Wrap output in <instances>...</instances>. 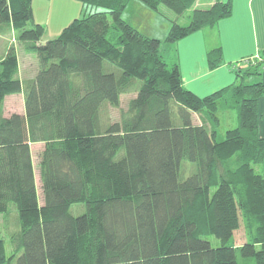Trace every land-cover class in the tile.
Masks as SVG:
<instances>
[{"label": "trees", "instance_id": "16d2710c", "mask_svg": "<svg viewBox=\"0 0 264 264\" xmlns=\"http://www.w3.org/2000/svg\"><path fill=\"white\" fill-rule=\"evenodd\" d=\"M77 1L82 14L44 42L32 0H0V35L17 32L39 61L24 81L14 46L0 61V109L22 93L25 109L0 112V214L14 204L20 224L0 264H238V251L264 264V50L239 65L232 85L200 97L184 86L179 64L168 63L161 40L123 19L132 0ZM140 1L177 17L191 11L188 25L172 22L168 43L232 12L223 0ZM209 63L222 64L221 49L209 52ZM127 94L135 95L120 108ZM105 105L119 109L113 122H102ZM221 109L237 110L238 127L218 140ZM38 143L42 204L31 149ZM184 161L195 164L186 179ZM75 204L86 211L72 214ZM241 220L247 241L237 247Z\"/></svg>", "mask_w": 264, "mask_h": 264}, {"label": "crops", "instance_id": "0c3cea01", "mask_svg": "<svg viewBox=\"0 0 264 264\" xmlns=\"http://www.w3.org/2000/svg\"><path fill=\"white\" fill-rule=\"evenodd\" d=\"M40 1L48 3V13H44L47 15L43 19V15L41 19H38L34 12L35 19L39 24L48 23L53 25L54 23H60L59 33L82 14L83 8L80 2L60 0V6L66 8L64 14L69 17H66L63 22H59L58 17L56 20H54V17L51 19L50 13L51 11L54 12V0H33L32 3L35 6ZM223 1L231 3L232 12L228 17L220 20L217 25L196 31L171 46L175 47L174 63L179 64L184 86L200 97L210 95L232 85L236 81V71L239 65H245L248 59L253 61L264 50V0ZM211 3V0H201L199 7H206ZM1 36L3 35H0V39H2ZM217 48L221 49L222 52V64L212 69L209 63V52ZM2 56L1 60L5 57L4 54ZM20 66L21 62L19 60V68ZM36 71L37 69L26 79L32 78ZM19 78L21 81L26 80L21 78L20 70ZM262 79L264 82V68ZM16 95L20 94L7 96L4 103L7 102L9 97ZM22 100V110L14 113H24V96ZM259 112L261 115L260 135L264 137V97L259 101Z\"/></svg>", "mask_w": 264, "mask_h": 264}, {"label": "rangeland", "instance_id": "374dc122", "mask_svg": "<svg viewBox=\"0 0 264 264\" xmlns=\"http://www.w3.org/2000/svg\"><path fill=\"white\" fill-rule=\"evenodd\" d=\"M77 1V0H76ZM75 1V2H76ZM33 2V0H32ZM79 2V1H78ZM47 4V5H46ZM54 12L51 11V19L53 17H58L59 22H63L66 20V17L69 16L64 14L66 8H62L60 6V0H54ZM199 5H201V0H199ZM59 7V8H57ZM33 12L36 13L37 18L41 19V16L43 15L42 19L45 15L44 13H48V3H44L43 1H40L39 4H35V6L32 3ZM91 9L88 10V13L90 12H97V11H103L102 8H96V7H90ZM85 13V11H84ZM191 14V11L187 12L182 17H177V15L168 7L161 5L158 10L151 9L150 7L146 6L143 2L140 0H132L126 9L123 11L122 17L123 19L128 22L131 26H133L135 29L140 31L142 34H144L147 37L155 38L161 40V50L164 53L166 60L171 65L174 63V55H176L175 47H171L173 43L166 42V37L168 36L172 22L177 21L181 25H188L190 23L189 15ZM81 15V14H80ZM36 17V16H35ZM34 17V18H35ZM36 23L37 19H35ZM72 23V22H71ZM70 23V24H71ZM69 24V25H70ZM45 26L46 34L43 37V41L46 42L48 40L54 39L58 37L62 31L59 33L60 23L53 25L47 24H41ZM67 25L66 27H68ZM54 28H53V27ZM2 39H0V61L4 56L6 55L8 49L10 46H14L17 54L19 55V60L21 62L20 66V73L21 78H28L30 77L35 69H38L39 67V61L36 54L27 53L23 45L19 43L18 33L13 32V34H8L7 36H1ZM4 45V50H3ZM169 49H168V48ZM3 51V52H2ZM236 65V64H235ZM135 94H127L122 96L121 100V107L120 108H127L129 100L134 96ZM24 95H16L14 97H9L7 99V102H5L2 106V109H0V112L7 116L14 112H18L22 110L23 107V98ZM119 109L114 108L110 105H105L102 109V122L109 123L113 122L115 119L119 117ZM207 116V113H204ZM218 116L221 120L220 125L217 127L218 130V140L223 139L224 134L229 129H234L238 127V112L236 109H227V110H220L218 112ZM175 117V124H180V120L177 118V116L174 114ZM201 119L198 117L196 120V123H200ZM43 144H32V156H33V163H34V170L36 175V183H37V190L39 195L40 204L43 203V194H42V185L40 181V151L43 149ZM195 170V164L184 161L181 166V178L186 179L189 177ZM86 211V207L84 204H75L71 208V212L74 215H81ZM20 229L19 224V218L18 213L15 205L13 204L11 206L9 213H1L0 214V249H3L4 254L7 256H10L13 252V245L11 243V235L12 233L16 232ZM204 239L210 241L211 245L213 247H218L221 245L220 240L216 238L213 235H206L203 237ZM247 241V234H246V226L244 222L240 221V227L238 230L234 232V237L232 239V243L240 247ZM237 262L238 264H255V261L253 258H246L243 257V255L238 251L237 252Z\"/></svg>", "mask_w": 264, "mask_h": 264}]
</instances>
